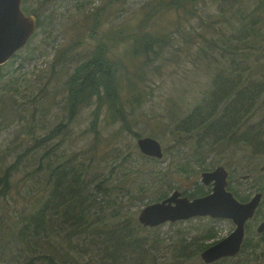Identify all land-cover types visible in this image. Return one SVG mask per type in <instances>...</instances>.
<instances>
[{"label":"trees","instance_id":"trees-1","mask_svg":"<svg viewBox=\"0 0 264 264\" xmlns=\"http://www.w3.org/2000/svg\"><path fill=\"white\" fill-rule=\"evenodd\" d=\"M156 1L159 6L154 7V12L177 10L180 13L176 31L159 33L141 29L130 34L135 44L120 61L108 55L105 43L95 47L64 84L67 94L62 100L68 120H73L81 109L96 104L94 126L104 106L113 121H122L128 126L129 112L122 95L121 77L125 74L129 81V105L140 107L145 95L134 76L152 69L148 66L169 47L180 50L183 44L177 43L178 37L192 44L199 36L204 42L199 57L208 64L218 62L221 68L214 74L204 96L193 106L181 107L182 103L177 100L171 104L166 128L177 136L174 148L185 154L176 165L177 170L184 173L213 170L208 167L210 156L231 145L246 146L255 157L263 156L264 0H214L218 10L207 16L198 13L197 5L208 0ZM81 2L77 3L78 9H85L91 1ZM22 9L28 13L26 7ZM33 13L40 27L41 13ZM192 17H199L198 27L191 22ZM99 25L97 14L93 28ZM128 67H135L134 71ZM4 78L1 73L0 80ZM57 96L58 93L53 94L55 104L59 103ZM3 103L0 101L3 129L12 128L16 122L21 124L10 130L9 142L1 151L4 161L19 150L10 165L0 164V198L18 192L15 200L20 206L14 215L0 212V259L5 264H162L157 254L162 244L157 227L144 226L133 216L127 219L114 200L102 197L103 182L97 183L90 177L89 167L78 161L76 154L65 158L58 153L54 141L65 125L58 124L38 134L37 107L29 116L17 118L19 111ZM29 136L34 143L26 141ZM41 149L45 151L38 157ZM258 171L263 181H259L257 192L263 198L255 216L264 206V166ZM18 172L25 173L19 182L15 180ZM249 176L247 173L244 179ZM230 190L241 201L250 199ZM184 193L193 198L209 191L198 189ZM166 197L164 193L156 200ZM248 230H251L250 221L246 225ZM214 236L207 233L202 238H173L169 244L173 258L166 264H207L199 255L218 241H207ZM211 264H264V231L258 232L257 237H245L237 255Z\"/></svg>","mask_w":264,"mask_h":264},{"label":"rangeland","instance_id":"rangeland-1","mask_svg":"<svg viewBox=\"0 0 264 264\" xmlns=\"http://www.w3.org/2000/svg\"><path fill=\"white\" fill-rule=\"evenodd\" d=\"M78 1L82 3L88 0H22L27 14L41 13L43 22L28 43L0 66V74L5 75L0 80V101L19 111L17 118L29 116L37 107L38 134L64 124L54 141L58 145V153L65 158L76 154L77 160L89 167L90 177L97 183L103 182L102 197L108 201L114 200L124 210L127 219L132 216L138 219L141 210L150 203L163 200L156 199L164 193L167 197L174 190L181 191L183 196H186L184 192L191 193L198 189L210 193L212 185L209 188L202 182V170L194 173L177 170L176 165L185 154L179 152V148H174L177 136L166 128L173 101L182 103L181 107L193 106L204 96L214 74L221 68L218 62L208 64L199 57L203 39L198 36L191 44L177 36V43L183 44L180 50L169 47L153 65L148 66L152 69L134 76L139 90L145 95L140 107L129 105V81L125 74L121 77L122 95L129 112L128 126L122 121H113L105 106L98 124L94 126L96 104L81 109L70 121L62 100L67 94L64 84L78 69L80 61L87 59L101 43L107 45L108 55L112 59L120 61L121 56L125 57L127 50L135 44L130 34L138 33L141 29L174 32L180 17L177 10L154 12V7L159 6L156 0H90L86 6L89 9H78ZM197 6L198 13L205 16L218 10L214 0ZM89 14L91 16L87 17ZM97 14L100 15V25L93 28ZM191 22L198 27L199 17H192ZM188 26L191 28L190 23ZM126 35H129L127 40L123 38ZM128 68L134 71L135 67ZM54 93H58V104L54 103ZM20 124L16 122L12 128L3 129L0 119V155L9 142L10 130ZM143 136H152L160 141L164 149L161 159H151L141 152L137 140ZM26 141L34 143L30 136ZM18 151L12 152L4 161L0 156V164L4 167L10 165ZM44 151L41 149L37 156L40 157ZM208 162L210 168L224 165L229 170V188L240 195L251 198L258 191L259 181H263L258 168L264 166V155L255 157L246 146L221 148L210 156ZM247 173L251 176L244 179ZM24 175V172H18L15 180L22 181ZM17 197L18 192H15L0 198L3 205L0 212L14 215L20 206L15 200ZM261 209L250 221L251 230L246 232V237H257L258 225L264 221V206ZM156 227L162 240L157 254L160 263L166 264L173 258L169 245L173 238H202L212 233L215 236L207 240L211 242L228 235L234 229V224L226 218L197 216ZM199 256L202 260L201 254ZM0 263L5 264L3 258Z\"/></svg>","mask_w":264,"mask_h":264},{"label":"water","instance_id":"water-1","mask_svg":"<svg viewBox=\"0 0 264 264\" xmlns=\"http://www.w3.org/2000/svg\"><path fill=\"white\" fill-rule=\"evenodd\" d=\"M37 23L36 13L27 14L22 9V0H0V65L8 62L28 43L37 29ZM137 144L147 156L159 159L164 156L163 146L155 137H140ZM229 175V170L223 165L202 172V182L212 185L210 193L190 199L181 191L174 190L163 200L145 206L139 214V222L147 227H156L197 216L229 219L234 229L204 249L201 258L211 264L237 255L246 237V225L255 217L263 194L257 192L248 201L239 200L228 187ZM257 230L259 233L264 231V221L260 222Z\"/></svg>","mask_w":264,"mask_h":264}]
</instances>
